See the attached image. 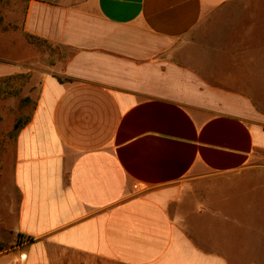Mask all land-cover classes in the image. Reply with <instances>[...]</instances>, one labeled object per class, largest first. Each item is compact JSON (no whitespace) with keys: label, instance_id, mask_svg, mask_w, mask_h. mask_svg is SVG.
Wrapping results in <instances>:
<instances>
[{"label":"crops","instance_id":"1","mask_svg":"<svg viewBox=\"0 0 264 264\" xmlns=\"http://www.w3.org/2000/svg\"><path fill=\"white\" fill-rule=\"evenodd\" d=\"M22 29L69 53L0 128V264H264V0H28Z\"/></svg>","mask_w":264,"mask_h":264},{"label":"rangeland","instance_id":"2","mask_svg":"<svg viewBox=\"0 0 264 264\" xmlns=\"http://www.w3.org/2000/svg\"><path fill=\"white\" fill-rule=\"evenodd\" d=\"M27 1L0 0V120L5 123L4 126L0 125V128L8 132H15L13 127L17 120L22 121L31 116L39 94L41 77L45 72H60L63 59L69 53V50L65 48L54 46L23 32L22 23ZM255 60L257 73L254 90L260 99H264V57H255ZM17 73L23 76L10 79L6 82L7 84L1 80L3 77ZM252 96L256 97L257 106L264 112V102L258 101L257 95ZM244 180L251 186L264 183V151L255 157V166L247 173ZM240 188L247 190L245 184H241ZM230 191L233 192V190ZM225 192L228 193L227 190ZM236 192L234 191L236 195L243 194L239 190ZM229 195L230 192L227 196ZM251 197L252 194L247 195V200H251ZM256 197L259 204L254 210L258 211L259 215L264 208V193L261 189L258 190ZM222 209L220 208V214H225V219L222 221L232 225L230 221L236 215H232L227 209L223 212ZM222 221L201 222L199 227L203 231L208 230L218 234L223 226ZM234 225L235 227L229 226V230L236 234V223ZM233 264H238L237 255L234 257Z\"/></svg>","mask_w":264,"mask_h":264},{"label":"trees","instance_id":"3","mask_svg":"<svg viewBox=\"0 0 264 264\" xmlns=\"http://www.w3.org/2000/svg\"><path fill=\"white\" fill-rule=\"evenodd\" d=\"M21 76H23L21 73H17V74H12V75H8L7 77H3V78H1V80L3 81V82H8V81H10V79H14V78H17V77H21ZM7 84V83H6ZM30 118V116L29 117H27L26 119H24V120H22V121H20V120H17L16 122H15V124H14V130H15V132L21 127V126H23V124H25L27 121H28V119Z\"/></svg>","mask_w":264,"mask_h":264}]
</instances>
